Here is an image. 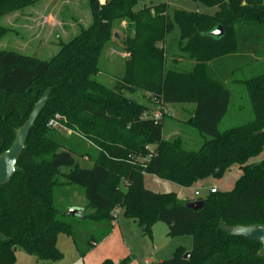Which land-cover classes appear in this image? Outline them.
<instances>
[{
  "label": "trees",
  "instance_id": "trees-1",
  "mask_svg": "<svg viewBox=\"0 0 264 264\" xmlns=\"http://www.w3.org/2000/svg\"><path fill=\"white\" fill-rule=\"evenodd\" d=\"M36 1L0 0V19ZM88 1L92 24L62 44L51 60L0 51V155L52 89L18 160L20 171L0 188V233L8 239L0 240V264H16L17 248L39 261L56 262L63 257L57 248L62 234L73 239L84 258L111 235L119 210L145 237L163 223L168 237L193 239L189 258L178 248L171 259L153 264H264L258 256L260 243L220 229L264 226V161L250 163L264 150V135L259 134L264 128V74L239 81L254 119L219 129L231 102L226 85L233 73L230 66L243 57L253 63L264 56V0H192L218 8L214 16L171 13L166 3L135 10L144 0ZM118 22L126 23L123 48L129 57L124 75L109 87L96 77ZM219 26L223 37H212ZM176 28L184 44L181 52L195 62L188 72L167 66L170 52L163 44ZM7 33L0 25V40ZM138 94L149 105L135 99ZM168 105L194 106L186 124L206 138L198 150L187 149L181 138H164L161 112ZM56 114L69 136L48 126ZM81 161L90 168H82ZM235 166L241 176L234 188L210 192L199 211L186 208L191 201L144 185V177L152 175L190 188L210 177L222 179ZM72 186L83 190L89 210L79 222L65 220L67 214L56 206L57 191ZM84 237L87 245L82 248ZM131 263L127 257L101 264Z\"/></svg>",
  "mask_w": 264,
  "mask_h": 264
},
{
  "label": "rangeland",
  "instance_id": "rangeland-1",
  "mask_svg": "<svg viewBox=\"0 0 264 264\" xmlns=\"http://www.w3.org/2000/svg\"><path fill=\"white\" fill-rule=\"evenodd\" d=\"M52 1H54L53 4L48 6L47 0H37L34 5L24 11L1 18L0 25L6 28L8 33L0 40V51L15 52L37 60L48 61L58 54L62 44L68 43L78 35L81 28H88L92 24L93 18L88 0ZM163 3L169 6L171 13L174 11H186L214 16L218 12V8H208L192 0H144L136 6L135 10ZM43 15L45 17H48V15L52 16V19L55 18L57 23L52 19L51 23H46ZM125 37L126 23H115L111 40L104 46L99 61L101 73L96 77L98 82L106 86L113 87L117 79L125 73V61L129 57L123 48ZM183 45L182 43L180 44L179 30L176 28L167 38L166 43L163 44L170 52L168 68L182 72H188L194 68L195 62L189 59L187 54L181 52ZM251 57L255 58L254 56ZM249 59L243 57L242 61L233 62V65L230 66V71L233 73L230 75L226 85L231 91V102L229 111L220 124V131L245 125L254 119L246 87L239 81L264 74V56L259 57L253 63H250ZM146 98H149V95H146ZM135 99L143 104H148L142 94L136 95ZM167 107L168 112H161L163 115L161 117H163L164 138L167 140L181 138L187 149L191 151L198 150L206 138L185 123L189 119V115L182 111V108H187L186 110L192 112L194 106L168 105ZM57 116L60 115L56 114L49 121V124ZM49 124L48 126L50 127ZM57 130L64 136L71 134V131L61 123ZM262 161H264V150L258 157L251 159L250 163L260 164ZM80 165L82 168H90V164L87 162L81 161ZM62 172L69 173V169L64 168ZM227 174V180L233 183L236 172L229 171ZM214 180H216L218 192L231 191L235 185L222 186L218 182L221 179L214 178ZM148 187L150 188L149 185ZM160 191L156 193H170L164 192V190ZM199 193H201V196L196 197V199L204 200L210 195V188L202 189ZM55 199L57 208L67 214L64 217L67 221L79 222L81 219L80 215L72 216L68 214L72 208L79 210L81 214L89 211L83 190L79 187L72 186L59 189ZM120 212L119 222L122 225L124 240L131 249V254L128 255V257L132 258L131 264H145L148 259L152 263H158L159 260L166 261L171 259L178 248H184L187 253H190L193 249V239L191 237H168V228L163 223L155 224L152 229V236L145 237L138 225L133 220L126 218L123 211ZM78 230L80 232L84 231L82 225L79 226ZM80 244L82 248L86 247L87 240L85 237ZM57 248L63 257L56 262L39 261L21 248H17L15 252L16 264H87L86 262H81L82 257L71 237L63 234L59 235Z\"/></svg>",
  "mask_w": 264,
  "mask_h": 264
},
{
  "label": "crops",
  "instance_id": "crops-1",
  "mask_svg": "<svg viewBox=\"0 0 264 264\" xmlns=\"http://www.w3.org/2000/svg\"><path fill=\"white\" fill-rule=\"evenodd\" d=\"M47 1H48L47 2L48 6L52 5L54 2L52 0H47ZM43 17L46 23L48 24L51 23L52 16L48 15V17H45L43 15ZM52 20L55 23H57L55 18H53ZM167 109L168 107H166L165 112H168ZM186 109L187 108H182V111L184 113H187L190 119L191 111ZM188 120L185 123H187ZM230 171L236 172L235 174L236 176L234 177V182L232 183L231 181L227 180L228 174L226 173V175L221 180L218 181L219 183H221L222 186H230L231 184H235L236 181L240 178L241 170L239 169V167L235 166ZM144 185L150 191L161 192L160 190H164V192L174 193L180 201H191V202L202 200V199H196V197L201 196V193L199 192L202 189L210 188V192L212 189L217 190L216 180H214V178L212 177L199 181L190 188H183L174 183L160 180L155 176L146 175L144 177ZM148 185L150 186V188L148 187ZM120 211L121 210L117 211V219L113 224V231L111 235L107 239H105L102 243L97 245L95 249H93L90 253H88L83 259L81 258V262L83 263L86 262L87 264H101L105 260H112L115 263H119L120 261L127 258L128 255L131 254L130 251L131 249L130 247H128L127 242L124 240L122 225L119 222V217L121 215ZM158 262H162V260H159ZM74 264H79V263H74ZM145 264H153V263L151 260L148 259L145 261Z\"/></svg>",
  "mask_w": 264,
  "mask_h": 264
},
{
  "label": "water",
  "instance_id": "water-1",
  "mask_svg": "<svg viewBox=\"0 0 264 264\" xmlns=\"http://www.w3.org/2000/svg\"><path fill=\"white\" fill-rule=\"evenodd\" d=\"M212 37L221 38L224 35V30L221 26L216 28L210 33ZM52 89L49 88L45 94L40 98V100L35 104L32 113L30 114L28 120L19 129L15 130V140L7 151L0 155V188L9 184L12 177L20 171L17 167L18 160L22 153L25 151V143L29 137V134L34 127L38 117L45 109L49 102ZM260 135H264V128L260 131ZM205 200H198L195 202H190L186 204V208L199 211L204 208ZM68 214L72 216L80 215L81 212L77 209H70ZM220 229L229 236L242 237L249 241L258 242L261 244L262 248L258 253V256L264 258V226H251V227H227L221 225ZM0 240L2 242L8 241V239L0 233ZM190 253L185 255V259L189 258Z\"/></svg>",
  "mask_w": 264,
  "mask_h": 264
},
{
  "label": "built area",
  "instance_id": "built-area-1",
  "mask_svg": "<svg viewBox=\"0 0 264 264\" xmlns=\"http://www.w3.org/2000/svg\"><path fill=\"white\" fill-rule=\"evenodd\" d=\"M160 117V116H159ZM62 118L60 116H57L55 120L50 122V127L52 128H58V126H60V122H61ZM217 190L212 189L211 193H215ZM198 195V194H197ZM114 216H117V213L114 214Z\"/></svg>",
  "mask_w": 264,
  "mask_h": 264
}]
</instances>
